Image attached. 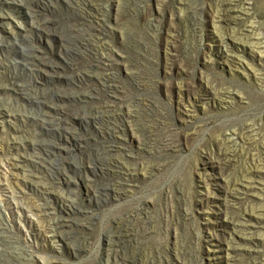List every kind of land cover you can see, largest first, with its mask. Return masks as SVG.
<instances>
[{"label": "rangeland", "instance_id": "rangeland-1", "mask_svg": "<svg viewBox=\"0 0 264 264\" xmlns=\"http://www.w3.org/2000/svg\"><path fill=\"white\" fill-rule=\"evenodd\" d=\"M0 264H264V0H0Z\"/></svg>", "mask_w": 264, "mask_h": 264}, {"label": "bare ground", "instance_id": "bare-ground-1", "mask_svg": "<svg viewBox=\"0 0 264 264\" xmlns=\"http://www.w3.org/2000/svg\"><path fill=\"white\" fill-rule=\"evenodd\" d=\"M235 4V3H234ZM238 4V3H237ZM229 9H231V7H229L228 6V3L227 4H222L221 5V7H220V10H225V11H227V10H229ZM239 15V14H238ZM237 16V15H236ZM106 107H108V106H106L105 105V111H106ZM103 108V107H102ZM108 111V110H107ZM109 114V113H108ZM175 139V138H174ZM174 139L172 138V137H170V138H166V141L164 142V146H163V148L164 149H169V148H172L174 145H175V141H174ZM52 149V148H51ZM225 152V151H224ZM226 153H223V155L224 156H226L225 155ZM224 158V157H223ZM3 201L5 202V204L7 205V207L8 208H10V209H14V207H15V205H13L12 203H11V201H9V196H7V195H5L4 196V198H3ZM12 205V206H11ZM11 206V207H10ZM35 210L36 211H41V209H39L37 206H35ZM53 220H54V218H53ZM52 220V221H53ZM59 225H60V222L57 220V221H53L51 224H49V228H50V230L51 231H54V229L56 228V227H58L59 228Z\"/></svg>", "mask_w": 264, "mask_h": 264}]
</instances>
